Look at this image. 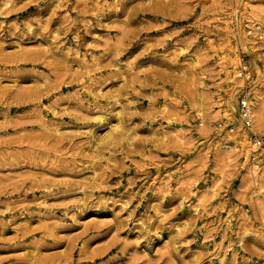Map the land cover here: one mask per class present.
Segmentation results:
<instances>
[{
	"label": "rangeland",
	"instance_id": "1",
	"mask_svg": "<svg viewBox=\"0 0 264 264\" xmlns=\"http://www.w3.org/2000/svg\"><path fill=\"white\" fill-rule=\"evenodd\" d=\"M263 16L0 0V264H264Z\"/></svg>",
	"mask_w": 264,
	"mask_h": 264
},
{
	"label": "built area",
	"instance_id": "2",
	"mask_svg": "<svg viewBox=\"0 0 264 264\" xmlns=\"http://www.w3.org/2000/svg\"><path fill=\"white\" fill-rule=\"evenodd\" d=\"M238 77L242 78L246 84L244 87L241 99H240V107H239V118L242 123V129L248 130L251 132V141L253 149L251 153L254 152L253 158L258 161H264V139L258 137L255 133H253L254 128V110L251 102V92H250V81H251V72L249 70V66L243 62L241 67L238 70ZM234 130L231 129L230 133H233Z\"/></svg>",
	"mask_w": 264,
	"mask_h": 264
},
{
	"label": "bare ground",
	"instance_id": "3",
	"mask_svg": "<svg viewBox=\"0 0 264 264\" xmlns=\"http://www.w3.org/2000/svg\"><path fill=\"white\" fill-rule=\"evenodd\" d=\"M264 17V16H263ZM264 20V19H263ZM263 24V23H262ZM252 34V33H251ZM257 37V36H256ZM261 38V37H260ZM254 41V40H253ZM259 93V92H258ZM257 95V94H256ZM256 97V96H255ZM261 97V96H260ZM262 98V97H261ZM257 100V99H256ZM232 104V103H231ZM231 104H230V106H231ZM255 106V105H254ZM256 108V107H255ZM260 109H258V121L260 122V124H262V122H263V119H264V104L261 102L260 103V107H259ZM234 114L236 113H238V110H235V108H234ZM201 118V117H200ZM236 121H238V120H236ZM239 123V122H238ZM118 129V128H117ZM254 133V132H253ZM245 137V136H244ZM105 140V139H104ZM251 149H252V147H251ZM254 167V166H253ZM255 172H258L257 171V169L254 167V168H252V174L253 173H255ZM251 174V175H252ZM256 174V173H255ZM254 174V175H255ZM255 178H256V176H255ZM258 178V177H257ZM257 178H256V180H257ZM253 179V178H252ZM255 180V181H256ZM256 184V183H255ZM257 186V185H256ZM261 188V187H260ZM256 189V188H255ZM259 189V188H258ZM258 192H260V191H258ZM261 193H262V191H261ZM259 196V195H258ZM255 197H257V196H255ZM259 199V198H258ZM264 200V199H263ZM264 208V207H263ZM224 253V252H223ZM226 255V254H225Z\"/></svg>",
	"mask_w": 264,
	"mask_h": 264
}]
</instances>
